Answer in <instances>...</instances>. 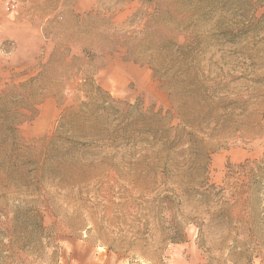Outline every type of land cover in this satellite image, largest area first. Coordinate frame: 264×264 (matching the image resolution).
Masks as SVG:
<instances>
[{
  "label": "rangeland",
  "instance_id": "374dc122",
  "mask_svg": "<svg viewBox=\"0 0 264 264\" xmlns=\"http://www.w3.org/2000/svg\"><path fill=\"white\" fill-rule=\"evenodd\" d=\"M0 264H264V0H0Z\"/></svg>",
  "mask_w": 264,
  "mask_h": 264
},
{
  "label": "trees",
  "instance_id": "16d2710c",
  "mask_svg": "<svg viewBox=\"0 0 264 264\" xmlns=\"http://www.w3.org/2000/svg\"><path fill=\"white\" fill-rule=\"evenodd\" d=\"M102 106H104V104Z\"/></svg>",
  "mask_w": 264,
  "mask_h": 264
}]
</instances>
